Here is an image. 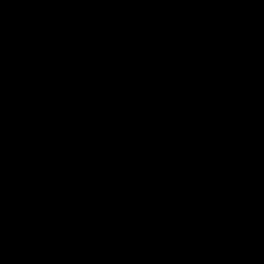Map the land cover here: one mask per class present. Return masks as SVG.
Here are the masks:
<instances>
[{
    "label": "clouds",
    "instance_id": "1",
    "mask_svg": "<svg viewBox=\"0 0 264 264\" xmlns=\"http://www.w3.org/2000/svg\"><path fill=\"white\" fill-rule=\"evenodd\" d=\"M90 4L179 5L171 17L175 27L144 33V39L154 38V51L145 63L163 69L157 77L182 82L193 75L191 90L175 103L169 131L121 88L120 73L99 44L89 46L88 55L67 64L52 82L48 62L55 58L64 63L74 55L71 44L61 46L59 32L80 5ZM117 40L126 45L127 33H118ZM261 57L264 0H0V231L8 205L16 200L21 224L79 217L95 204L103 208L106 221L118 218L114 227L122 232L151 230L148 202L124 193L118 201L112 189L127 184L137 172L163 183L175 174L176 160L185 165L191 161L197 174L213 160H227L228 149H218L213 160L207 159L211 145L190 135L209 120L206 89L197 92L195 81L207 77L218 97L239 98L238 81L259 66ZM165 94L171 98L172 88L164 89L161 100ZM6 113L15 115L6 118ZM262 176L264 168L253 171L257 183ZM238 179L225 177V182L234 191ZM193 183L191 176L179 180L185 189ZM233 209L246 235H264V200ZM169 212L191 228L167 242L178 264H233L227 252L204 250L200 237L207 236L204 224L211 221L203 209L191 201H176ZM167 222L177 223L172 215ZM164 223L161 217L159 224ZM104 240L102 250L113 249L116 255L113 242Z\"/></svg>",
    "mask_w": 264,
    "mask_h": 264
},
{
    "label": "trees",
    "instance_id": "2",
    "mask_svg": "<svg viewBox=\"0 0 264 264\" xmlns=\"http://www.w3.org/2000/svg\"><path fill=\"white\" fill-rule=\"evenodd\" d=\"M178 7L177 4H99V8L94 4L80 5L79 13L65 22L68 26L60 30L57 37L62 47L65 44L73 46L74 55L66 58L64 63H57L55 58L48 62L46 67L52 74V82L67 64L88 55L89 46L99 44L100 50L109 54L113 68L120 73L121 88L131 93L135 102L147 107L149 114L156 115L164 130L169 131V124L175 122V103L191 90L193 75L182 82H177L178 77L163 74L157 77L163 69L155 70V65L150 68L145 63V58L154 51L151 47L154 38L153 41L146 40L144 33L170 31L175 27L171 17ZM97 18L110 30L93 28L98 24ZM121 31L127 33L126 45L117 40ZM245 75L244 81H238L241 95L235 99L218 97L207 77H197L195 81L197 92L206 89L209 120L190 135H199L203 137L202 143L211 145V155L207 159L213 160L218 149H228L227 160H213L201 174L196 173L191 161L185 165L176 160L175 174L163 183L155 176L145 180L143 173L137 172L127 184L112 189L118 201L124 193L148 202L151 230L137 234L122 232L114 227L118 218L106 221L103 208L95 204L79 217L47 225L39 222L21 224L17 211L20 201L16 200L8 205L6 216L44 264H178L167 242L173 236L186 234L191 228L186 220L170 213L169 207L176 201H191L203 209L211 221L204 224L207 236L200 237L205 251L215 248L217 252H227L233 258V264H241L242 260L243 264H264V235L257 238L246 235L238 227L239 213L233 209L238 206L243 210L252 201L264 200V176L259 183L253 177L256 168H264V57L257 68ZM163 79L170 80L167 88H172L173 95L169 98L165 94L161 100ZM223 87L228 90V84ZM8 115L15 113H6V118ZM170 134L181 139L176 133ZM7 140L6 132L5 148ZM183 176L193 178L191 188L180 186L179 180ZM225 177H239L234 191L225 182ZM169 215L177 221L174 226L167 222ZM161 217L165 218L164 225L159 224ZM104 238L113 242L116 255L113 249L106 253L102 250L106 243Z\"/></svg>",
    "mask_w": 264,
    "mask_h": 264
},
{
    "label": "water",
    "instance_id": "3",
    "mask_svg": "<svg viewBox=\"0 0 264 264\" xmlns=\"http://www.w3.org/2000/svg\"><path fill=\"white\" fill-rule=\"evenodd\" d=\"M0 264H44L6 214L0 231Z\"/></svg>",
    "mask_w": 264,
    "mask_h": 264
},
{
    "label": "built area",
    "instance_id": "4",
    "mask_svg": "<svg viewBox=\"0 0 264 264\" xmlns=\"http://www.w3.org/2000/svg\"><path fill=\"white\" fill-rule=\"evenodd\" d=\"M94 6H96V7H98V5H96V4H94ZM99 14H101L100 12H99ZM101 17V16H100ZM103 19V18H102ZM97 20H98V24H96V25H93L92 27L93 28H96V29H109L110 30V28L108 27V25L106 24V23H103V22H100V20H99V18H97ZM155 70H157L156 68H155Z\"/></svg>",
    "mask_w": 264,
    "mask_h": 264
},
{
    "label": "rangeland",
    "instance_id": "5",
    "mask_svg": "<svg viewBox=\"0 0 264 264\" xmlns=\"http://www.w3.org/2000/svg\"><path fill=\"white\" fill-rule=\"evenodd\" d=\"M98 8H99V5H98ZM162 82H163V85H162L163 88H164L165 90H167V89H168V88H167V87H168L167 84L170 82V80L166 81V79H163ZM151 85H152V84H151ZM152 86L155 87L154 85H152ZM165 86H166V87H165Z\"/></svg>",
    "mask_w": 264,
    "mask_h": 264
},
{
    "label": "bare ground",
    "instance_id": "6",
    "mask_svg": "<svg viewBox=\"0 0 264 264\" xmlns=\"http://www.w3.org/2000/svg\"><path fill=\"white\" fill-rule=\"evenodd\" d=\"M166 81H168V79H167ZM165 87H166V86H165Z\"/></svg>",
    "mask_w": 264,
    "mask_h": 264
}]
</instances>
